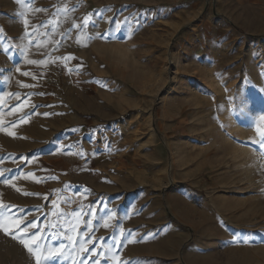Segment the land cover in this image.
Here are the masks:
<instances>
[{"label":"rangeland","instance_id":"374dc122","mask_svg":"<svg viewBox=\"0 0 264 264\" xmlns=\"http://www.w3.org/2000/svg\"><path fill=\"white\" fill-rule=\"evenodd\" d=\"M261 117L264 0H0V216L41 264H264Z\"/></svg>","mask_w":264,"mask_h":264},{"label":"snow or ice","instance_id":"6c2138e0","mask_svg":"<svg viewBox=\"0 0 264 264\" xmlns=\"http://www.w3.org/2000/svg\"><path fill=\"white\" fill-rule=\"evenodd\" d=\"M85 22L87 23V19ZM26 23L27 22L25 21V24ZM22 86L26 87V85H22ZM261 120L264 121V117H261ZM256 131L259 135L264 136V129H262L261 127L258 126ZM8 134L14 135V133H8ZM3 207L4 206L0 204V209H2ZM20 227H21L20 221L12 220L10 217L7 216H0V231H3L5 235H11L14 240H18L29 251V253L36 258L37 264H41V261L49 256L56 255L58 250H49L47 254H45L43 250L38 251L39 245L36 243L38 237L32 236L30 238H25L24 235H17L14 230H19ZM30 227L35 228L36 225L31 224ZM27 231H28L27 227L23 228L24 233H27Z\"/></svg>","mask_w":264,"mask_h":264},{"label":"crops","instance_id":"0c3cea01","mask_svg":"<svg viewBox=\"0 0 264 264\" xmlns=\"http://www.w3.org/2000/svg\"><path fill=\"white\" fill-rule=\"evenodd\" d=\"M11 24V23H10ZM2 25V24H1ZM4 27L7 29V32H13V33H16L17 32V26L16 25H12V26H7V25H4ZM189 215V214H188ZM190 215H191V213H190ZM182 216H183V214H182ZM234 221V220H233ZM132 231H133V233H132ZM128 232L130 233H132L131 234V238H133V239H135L136 238V232H140V230H138V231H136V229L134 228V229H129L128 230ZM111 242L112 243H114V238L112 239V237H111ZM139 240H140V237H138L137 239H135V240H133V242L136 244V243H138L139 242ZM133 247H135V248H137V249H139V248H141V245H139V246H136V245H133ZM129 250H127V252H128ZM126 252V253H127Z\"/></svg>","mask_w":264,"mask_h":264},{"label":"bare ground","instance_id":"6f19581e","mask_svg":"<svg viewBox=\"0 0 264 264\" xmlns=\"http://www.w3.org/2000/svg\"><path fill=\"white\" fill-rule=\"evenodd\" d=\"M246 110V109H245ZM242 117H245L244 119L246 120V124L245 125H250V120H251V116H244L243 114H242ZM229 130L231 131V132H234V131H237V130H240V127H239V125L238 124H236V123H234V124H232V126L229 128ZM224 138V137H223ZM230 148H232V146L230 145ZM237 152L239 151L238 149H235ZM233 152H234V150H233ZM235 154H236V152H234ZM231 154H232V151H231ZM244 154H245V152H244ZM233 157V159L234 160H237L238 158H239V156L238 155H234V156H232ZM231 157V158H232ZM228 205V207H232L233 206V203L232 202H229V204H227ZM252 210V209H251Z\"/></svg>","mask_w":264,"mask_h":264}]
</instances>
